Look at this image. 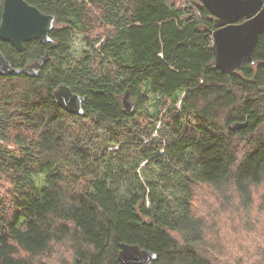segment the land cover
I'll return each mask as SVG.
<instances>
[{
    "label": "trees",
    "instance_id": "trees-1",
    "mask_svg": "<svg viewBox=\"0 0 264 264\" xmlns=\"http://www.w3.org/2000/svg\"><path fill=\"white\" fill-rule=\"evenodd\" d=\"M26 1L55 22L22 53L0 39L15 68L49 53L38 77L0 76V264H52L58 249L122 264L124 243L152 264H228L195 200L204 186L245 210L264 197V34L227 74L202 0ZM60 85L86 98L83 115L57 104Z\"/></svg>",
    "mask_w": 264,
    "mask_h": 264
},
{
    "label": "water",
    "instance_id": "water-1",
    "mask_svg": "<svg viewBox=\"0 0 264 264\" xmlns=\"http://www.w3.org/2000/svg\"><path fill=\"white\" fill-rule=\"evenodd\" d=\"M215 17L213 32V64L223 73H235L246 64L254 63V54L260 36L264 34V0H202ZM242 19H245L241 22ZM55 17L42 12L26 0H3L0 18V39L10 43L20 53L25 43L39 40L50 43V32ZM49 60V53L41 59L15 68L0 50V76L24 74L38 77ZM57 104L71 114L83 115L86 98L74 93L67 85H60L53 93ZM123 105L134 109L130 92L126 91ZM245 124L236 123L238 130ZM157 255L139 245L121 244L119 260L122 264H152Z\"/></svg>",
    "mask_w": 264,
    "mask_h": 264
},
{
    "label": "rangeland",
    "instance_id": "rangeland-1",
    "mask_svg": "<svg viewBox=\"0 0 264 264\" xmlns=\"http://www.w3.org/2000/svg\"><path fill=\"white\" fill-rule=\"evenodd\" d=\"M176 6L184 7L182 0H169ZM83 45L80 38L73 42V51L77 58ZM152 109V104L147 106ZM233 199V198H232ZM224 201L209 187H198L195 210L198 215L208 218V224L218 232L215 235V244L219 247L220 258L231 264L239 261L245 264H263L260 255L264 256V197L262 189L256 188L254 202L245 210L240 201ZM232 201V202H231ZM231 202V203H230ZM234 204V205H233ZM233 205V206H232ZM59 252L52 258V264H69L70 258L65 250ZM223 251V252H222ZM62 253H67L65 256ZM51 260V259H50Z\"/></svg>",
    "mask_w": 264,
    "mask_h": 264
},
{
    "label": "flooded vegetation",
    "instance_id": "flooded-vegetation-1",
    "mask_svg": "<svg viewBox=\"0 0 264 264\" xmlns=\"http://www.w3.org/2000/svg\"><path fill=\"white\" fill-rule=\"evenodd\" d=\"M184 7H185V4H184ZM184 7H181V8L184 10V9L186 8V7H185V8H184ZM244 20H245V19H242L241 22L244 21Z\"/></svg>",
    "mask_w": 264,
    "mask_h": 264
}]
</instances>
